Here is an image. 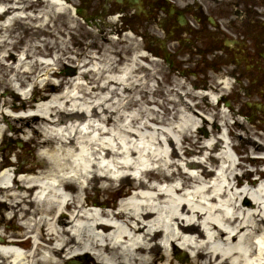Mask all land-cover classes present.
Wrapping results in <instances>:
<instances>
[{
  "label": "bare ground",
  "instance_id": "1",
  "mask_svg": "<svg viewBox=\"0 0 264 264\" xmlns=\"http://www.w3.org/2000/svg\"><path fill=\"white\" fill-rule=\"evenodd\" d=\"M11 1L0 0V44L6 41L7 33L4 32L9 27L12 29L13 21L28 20L27 25L22 26L23 40L29 38L27 47L16 67L17 76L26 79L40 66L46 68L54 62L43 57L38 59L37 56L34 60L28 59L40 54L42 46L54 47L58 44L66 47V41L63 37L59 44L58 24L51 26L50 20L44 18L46 12L36 14L33 10L3 22L2 18L13 8L23 7L12 6ZM53 1L49 3L52 9L54 5L60 6V9L70 6L65 0ZM33 5L34 2L30 7ZM3 7L7 8L1 12ZM50 16L54 17L53 14ZM141 44L144 49L131 53L126 57L129 62L121 67L119 62L123 58L118 62L111 54L103 57L93 55L104 60L103 65L81 71L77 78L68 81L71 88L62 89V83L50 81L44 84L46 93H41V98L48 102L39 106V114H34L31 119L44 123L47 134L40 138V132L32 125V133L26 139L37 142L42 149L40 155L49 164L45 161L43 165H29L21 169L12 162L5 166L9 162L7 158L0 160V167L5 166L0 170V192L11 200L10 210L14 214L8 218L21 219V237L27 235V238H20L15 232L0 235V264H82L79 258L83 253L93 254L99 260L97 264H149L147 255L152 250H158L168 242L174 246L176 241L191 248L195 257L200 258L191 260V264H264V184L257 187L264 178V169L256 167L259 178L253 177L255 171L248 168L238 175L236 169L240 163L222 146V139L216 137V120L209 132L215 139L208 146L204 145L211 151L222 147L221 158L227 165H222L216 175L195 160L186 161L187 171H171L169 167L175 163L172 158L177 154L175 149L160 154L145 145L133 143L134 139L143 136L144 130L150 134L144 137H150L151 144L170 145L176 138L181 145L188 139L192 141V148H187L186 153L202 154L203 150L196 147L205 138L192 131L199 124L197 107L206 111L201 101L204 98L200 99L192 91L179 90L186 87L181 83L172 89L174 95L185 92L184 95L193 98L194 104L184 97H173L177 120L168 118L167 122L158 110L147 106L152 97L150 88H144L142 84L146 81L132 86L131 92L142 95L136 100L139 109H130L127 104L130 96L125 93L134 83L137 60L143 61L147 56L146 45ZM65 47H60L62 53L58 60L65 53ZM9 56L16 57V54L9 52ZM221 81L227 88L232 86L229 76ZM212 96L217 99L219 95L212 92ZM113 97L117 99L113 101ZM15 99L16 95L12 99L3 98L2 102L14 110L34 106L31 101L18 103ZM70 103L72 111L67 114L65 108ZM98 107L101 109L98 110ZM227 109L226 105L221 111L225 121ZM6 118L1 111L0 122ZM203 121L209 123L208 117ZM254 126L263 129L258 124ZM262 149L264 144L252 140L248 152H260ZM136 155L138 164L136 161L123 164L117 160L118 157ZM206 158L219 166L215 162L219 159L213 154ZM143 159L159 163L158 170H143L141 178L147 176L149 181L140 179L139 184H134L135 192H126L125 196H132L122 201L119 209L98 208L100 202L97 200L82 199L81 191L87 188L85 181L109 178L106 171H111V165L121 164L133 169L139 163L144 164ZM106 160L108 163H104ZM251 161L261 164L264 158L253 157ZM13 170L20 171L21 177L13 178ZM177 175L181 181L174 184L173 178ZM163 182H167V186L158 188ZM185 188L190 189L184 193ZM40 193L44 194L43 200L31 199L32 196L39 197ZM245 198H249L246 203L243 202ZM203 223L205 228L208 227L206 232L196 226ZM181 256L187 258L188 255L183 252ZM76 258L79 263H74ZM167 260L168 264H176L171 257Z\"/></svg>",
  "mask_w": 264,
  "mask_h": 264
},
{
  "label": "rangeland",
  "instance_id": "2",
  "mask_svg": "<svg viewBox=\"0 0 264 264\" xmlns=\"http://www.w3.org/2000/svg\"><path fill=\"white\" fill-rule=\"evenodd\" d=\"M20 1V2H18ZM12 0L11 5L13 6H23L21 7H15L13 8L11 12H8L2 19L3 22H5L8 19H12L15 16L18 15H25L27 13H30L34 10L36 11V14L46 12L44 18L47 20H50V25L53 26L54 24L57 25V34H59V44L61 40L65 39L66 41V47L65 45L58 46L56 44L54 47H50L51 45L42 46L41 53L35 55L33 58L28 60H34L36 56L39 55H46L48 58L47 60H56L57 56H59L62 52L60 51V47H65V53L62 55L61 59L58 61L56 60L55 67L60 71V74L58 73V76H52L51 73L54 70V67L49 66L44 68L39 67L37 71L31 75L30 77H20L21 75L17 76L16 70L19 65V60L24 57L25 54V47H27L28 39L26 38L23 40L24 31L23 27L24 25H27L26 22L28 20L26 19H18L16 21H13L12 23V29L7 30V33L5 35L6 41L0 44V115L1 111L6 114L7 118L2 119L0 122V158L1 156H7L11 154L12 157H10L9 161L11 162V158H15L19 162H17V166L21 167V169L24 166L29 165H36L40 166L43 165V162L46 161L48 163L47 159L43 158L40 154L42 152V149L39 145H37V142L34 141H28L26 138L29 134L32 133V125L34 128H36L40 132V138H43L47 132L44 130L45 124L41 121H37L36 119H31L30 114L39 112L38 110H19V111H13L11 107L4 105L2 102L3 98L6 99H12L14 98V95H16L15 101L20 103L22 101L29 100L28 99V93L30 92L32 86H36L37 89L40 87L45 81H53V82H60L62 81V89H68L71 88L70 83H68L69 80H73L75 77L77 78L80 75V72L83 70H89L90 68H94L96 66H101L104 63V60H101L95 56L103 57L108 56L109 54L113 55L116 59H118V62L121 58L122 60L120 64L124 63L126 57H128L133 52H140L144 48L142 47L141 40L139 35L133 33L132 31L125 30L126 28H121V26H104L103 24H90L84 21V19L81 17H78L74 15L73 9L69 6L66 7V10L60 9V6L54 5L53 9L51 5H49L50 0ZM68 1V0H66ZM71 1V0H70ZM77 1V0H73ZM34 2L33 7H30V4ZM69 2V1H68ZM29 5V6H28ZM69 5V3H68ZM54 11L57 12V14L54 15ZM59 11V13H58ZM73 12V13H72ZM50 14H53V18H51ZM49 15V16H47ZM74 15V16H73ZM80 16V15H79ZM65 30V31H63ZM132 32V33H130ZM3 33V34H4ZM64 33V34H63ZM22 38V39H21ZM56 39V38H55ZM16 43V45H14ZM50 51V54H45V52ZM9 52H12L16 54V57L8 56ZM148 55V54H147ZM188 56V55H187ZM150 55L147 56L145 59L137 60V68L138 70L135 72V78L134 83L130 85V91H128L125 94H129L130 99L127 104H129L130 109L138 110L139 106L137 104V98L139 96L141 97L142 93H133L131 92L133 90L132 86H136V84L139 82H145L144 88H150V96L152 97V101L147 104L149 108H155L158 110L161 115L166 118V121L168 122V118L177 120V115L175 114L174 110V104H173V97L176 99L183 98V99H189L193 102L194 100L190 95H184L187 91H192L195 95L203 97L204 99H201L203 102L202 105L206 107V111H203L201 108L197 107L196 112H198V118L199 123L203 126L199 130V134L205 135L207 134L205 132V125L207 122L203 121L205 118H209L211 115V120L218 123L216 127H218V131L216 132L217 138H224L226 140H230L231 144L227 148L231 154H237L236 155V161L240 163L238 168L236 169L237 172L241 173L244 168H254L255 166L262 165L261 164H254L253 161H251V158L254 157L253 152H248L249 147H251L252 140H255L256 142L260 144H264V121L258 120L256 118L252 119V116H248L247 112L250 113V108L248 109V102L251 100L256 101L259 99V91H252L248 93L246 89H243L240 87L239 83L234 88V92L230 94V97L232 98L231 101V110L226 111L228 113L226 115V121L224 120L222 116V108L225 105L219 106L217 104H214V98L212 96V90H208L206 92L205 88L206 86L200 89L194 88L191 80V78H194L197 76V73H187L186 78L182 77L179 73H177L178 65L168 63V60L163 59H154L150 60ZM184 57V56H183ZM212 57V56H211ZM192 59V57H191ZM198 60L197 56L193 57V60ZM101 60V61H100ZM195 60V62H196ZM86 66H83L85 62H87ZM126 62H129V60L126 59ZM131 62V61H130ZM4 63V64H2ZM29 63H32V61H29ZM148 65L146 66L145 65ZM186 63L189 65V67L192 69L191 71H197L202 72L203 68H210V66H204L199 63H193L191 60H187ZM143 66H146L143 68ZM151 66V67H150ZM230 66V67H229ZM235 65L229 64L228 70L234 67ZM17 67V68H16ZM147 67H150L147 68ZM13 68L14 70H12ZM226 68V67H225ZM214 70V69H213ZM91 74V73H89ZM88 74V76H89ZM219 73L212 74V78L210 83L207 84L206 82L197 83V85H215L217 86V80L216 76ZM237 74L242 75L241 72L237 71ZM92 75V74H91ZM85 80L87 79V77ZM138 79V80H136ZM242 80H244V84L246 87L251 86L250 79L246 77L244 74L241 77ZM136 80V81H135ZM185 85L184 88H179V90L185 91L184 93H180V95H174L173 88L176 87V84ZM201 86V87H202ZM178 88V86H177ZM38 90V89H37ZM120 90L122 91L123 88L121 86ZM155 90V92H154ZM39 92V91H38ZM38 92L36 93L38 96ZM41 93V92H40ZM124 94V93H122ZM131 94V95H130ZM208 94V96H207ZM210 97V99H209ZM117 97H113V101L116 100ZM147 99V98H145ZM149 99V98H148ZM122 100H124L122 96ZM198 101L199 99H195ZM46 104V103H44ZM43 104V105H44ZM108 103H106L107 105ZM226 104V102L224 103ZM206 105V106H205ZM132 106V108H131ZM229 108V107H228ZM229 108V109H230ZM98 110L101 108L98 107ZM224 109V108H223ZM72 110L71 103L67 105L65 108L66 113L68 114ZM34 111V112H32ZM250 115V114H249ZM40 122V123H39ZM24 123V124H23ZM260 125L263 127V129L256 128L254 125ZM24 125V126H23ZM209 125V124H208ZM206 125L207 129L212 128L213 125ZM26 128V129H24ZM204 129V130H203ZM143 136L134 139L133 143L136 145H145L147 149H150L152 151L156 150L160 154L166 153L168 150H176V155L172 158L174 165L169 167L171 171L176 170H182L187 171L186 168V161L189 159H193L192 157H195L199 161H202L204 164H207L209 167L213 163L211 159H207L206 156H208L209 152L207 151L205 144H208L212 141H214L215 136H212L210 133L205 135V138L201 139L200 144L196 147L199 150H203L202 154H188L186 153L185 149L187 147H191V142L186 139L184 142V147L182 148L177 142H170V145L161 146L157 143L151 144L152 139L145 138L144 136L146 133L144 130H142ZM150 135V134H149ZM78 137V136H77ZM76 137V138H77ZM106 139L111 140L110 137H106ZM22 141L26 142L25 144H22ZM226 141H223L221 144L222 146L225 145ZM57 145V144H56ZM171 146V148H170ZM210 150V149H209ZM221 146L213 150L216 152L217 156L221 155ZM260 152H262L264 156V149H262ZM17 154V155H15ZM138 155L133 157H118L120 161H131L132 159L137 161ZM7 158V157H6ZM23 159L24 163H22ZM15 160V162H16ZM29 160V161H27ZM207 160V161H205ZM110 161H112V158H110ZM144 164L146 166L155 167V165H159V163L152 161L151 159H143ZM220 165L223 161L222 159L215 161ZM7 164V163H6ZM10 164V163H9ZM49 164V163H48ZM138 164V161H137ZM142 165L141 163H139ZM241 164L243 167H241ZM113 166V165H112ZM166 166V165H164ZM129 171L127 168H118L117 166L114 167L111 175L114 176V179L103 177L100 180L92 179L89 182L85 181L84 178H81L82 181H85V185H87L86 190L81 191V197L82 199H88V200H95L97 199L100 202H103L104 204H107V206L112 205L115 207V209L119 208V203L121 200V197L118 198L116 201L114 200L115 196L119 193H121L120 190H118L119 184H125L129 183V180H132L134 183H138V179H134L132 176L125 180L121 179V175ZM98 173H101L99 171ZM133 174H138L139 171L136 169L135 171H132ZM91 175V174H90ZM139 176V175H138ZM177 175L174 178L181 181V177ZM144 180H146L147 176L143 177ZM177 180V181H178ZM177 181L175 183H177ZM123 194L126 190H128L129 186H125ZM158 188H161L159 186ZM232 191L237 192V189H233ZM78 192V191H77ZM152 193H155L156 191H151ZM79 193V192H78ZM4 195V194H3ZM3 198L6 200L4 203H0V217L2 215L10 216L13 213L10 210V207L12 206L11 200H8L5 196ZM19 199V198H17ZM15 199V200H17ZM15 200L13 201L15 203ZM243 202L249 201V198L243 199ZM20 203V202H18ZM102 208V207H99ZM21 219H7L5 222L2 223L3 229L6 228V232H17V233H23V229L21 227ZM196 226L203 228L206 232L208 230V227L205 228L204 223ZM8 230V231H7ZM150 252V251H148ZM185 252L188 256L183 257L181 256V253ZM150 255H147L149 264H168L167 258L171 257L174 260V263L176 264H191V260L200 259L199 257H195V252L189 248L186 247L184 244H182L179 241L174 242V246L171 245L170 242H168L165 245H162L160 249L158 250H152L150 252ZM156 254V258H155ZM78 258L74 259L77 261ZM82 260L83 264H97L96 262H99L98 258L93 256L89 253H84L79 258ZM78 262V261H77ZM81 262V261H80ZM79 263V262H78ZM192 264H199V263H193ZM227 264V263H226ZM229 264V263H228Z\"/></svg>",
  "mask_w": 264,
  "mask_h": 264
},
{
  "label": "flooded vegetation",
  "instance_id": "3",
  "mask_svg": "<svg viewBox=\"0 0 264 264\" xmlns=\"http://www.w3.org/2000/svg\"><path fill=\"white\" fill-rule=\"evenodd\" d=\"M97 16L120 12L119 21L141 33L168 32L180 47L208 54L235 41L231 53L247 63L264 87V0H81ZM97 12V14L95 13ZM224 41V44L221 43ZM260 55V56H259ZM264 98V96H263Z\"/></svg>",
  "mask_w": 264,
  "mask_h": 264
}]
</instances>
